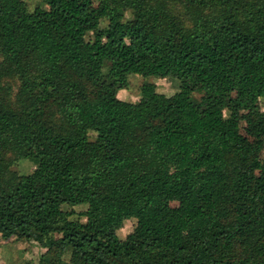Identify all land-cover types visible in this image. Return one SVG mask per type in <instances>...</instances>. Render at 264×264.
Here are the masks:
<instances>
[{
    "label": "trees",
    "instance_id": "16d2710c",
    "mask_svg": "<svg viewBox=\"0 0 264 264\" xmlns=\"http://www.w3.org/2000/svg\"><path fill=\"white\" fill-rule=\"evenodd\" d=\"M42 1L0 0L3 237L35 264H264V0ZM130 73L181 90L124 101Z\"/></svg>",
    "mask_w": 264,
    "mask_h": 264
},
{
    "label": "rangeland",
    "instance_id": "374dc122",
    "mask_svg": "<svg viewBox=\"0 0 264 264\" xmlns=\"http://www.w3.org/2000/svg\"><path fill=\"white\" fill-rule=\"evenodd\" d=\"M97 1H95L96 3ZM29 8L33 10L37 6L47 7V4L42 0H26ZM107 18H102L96 28V31L102 30L107 26ZM17 91V83L13 79L8 80ZM130 84L118 91V98L128 102H138L141 99V87L143 85L153 84L156 90L160 93L171 96L181 90L180 79L176 76H144L139 73L129 74ZM195 97H200V93H194ZM259 107L264 109V97L261 98ZM226 116L228 113L226 112ZM250 138L255 140L257 138L256 133L251 135ZM40 165V160H31L27 157H21L13 166L14 170L20 173H29L35 171ZM87 208V205H80L76 207L77 211H83ZM73 218H78L75 215ZM136 225V219L130 218L125 220L124 225L118 230V235L122 241H125L128 234L132 232ZM45 248L34 240L28 238H17L12 236L5 238L0 231V264H35L39 261L42 253L45 252ZM65 259L68 262L70 255L66 254Z\"/></svg>",
    "mask_w": 264,
    "mask_h": 264
}]
</instances>
